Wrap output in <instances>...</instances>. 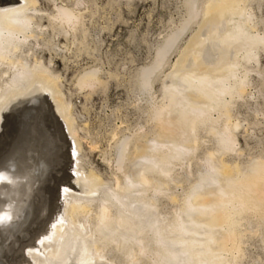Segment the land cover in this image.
Returning a JSON list of instances; mask_svg holds the SVG:
<instances>
[{
	"label": "bare ground",
	"instance_id": "bare-ground-1",
	"mask_svg": "<svg viewBox=\"0 0 264 264\" xmlns=\"http://www.w3.org/2000/svg\"><path fill=\"white\" fill-rule=\"evenodd\" d=\"M5 2L0 0V78L6 76L3 80L0 79V130L4 126L3 121H9L10 113L29 108L31 105L28 106V101L35 96H38L35 103L42 109H48V116L54 125H57L54 114L55 111L57 113V108L62 121L70 125V106L62 100L63 93L58 80L36 58L34 65L29 63V55L34 56L31 55L34 52L33 46L38 39H43L48 26L62 34L67 33L66 27L75 30L79 13L72 8L55 5V10L47 13L49 24L43 25L37 20L42 17L38 15L41 10L35 7L36 0H26V4L18 3L12 8H8ZM250 2L252 1L185 0L186 19L166 37L157 49L154 60L139 70L138 88L149 95L148 112L153 124L148 132L140 133L136 139L131 141L127 137L116 145V169L121 174L120 178L115 177L114 190L104 194L101 202H98L99 206L96 202L95 207L98 209L94 207V217L87 215L88 211L81 216L80 224L89 227V231L86 229L88 236L96 244L99 253L103 257L110 251L115 253L113 260L106 261V264H146L145 261L141 263L146 258L149 260L147 264H237L241 256L239 243L245 230L239 228L242 222L250 225L252 216L264 223V161H250L247 166L244 165L245 168L231 167L228 171L225 167L228 163L224 166V163L218 161L223 159L222 156L237 150L234 130L240 124L230 123L231 109L234 98L242 96L249 83V71L245 65L257 63L259 51L264 50V29L259 32L257 24L252 21L254 14L249 11ZM192 24L197 27L196 33L173 64L169 74L170 82L163 84L161 95L154 100L152 83L156 74L161 72L163 64H166L165 55L176 46L181 34ZM209 54L211 55L208 56ZM219 56L224 57L223 64L217 61ZM241 69L242 72L238 73ZM100 79L96 70H85L78 76L76 83L80 89H92L101 83ZM24 105L25 108L21 109ZM6 110H10L7 115ZM26 114L27 112L24 115ZM201 134L210 138L214 144L212 142V148L199 156L196 149H199L203 141ZM40 137L37 136L36 139L39 140ZM51 138L52 136L49 139ZM138 138L141 139L140 142ZM56 139L57 132L52 140ZM31 145L34 148L30 147V143H24L14 150L13 156L22 147L28 148L24 159L9 164L12 160L9 158L11 160L7 159L0 165V224L7 227L2 240L11 239V234L17 232L28 219L32 205L31 194L43 183L42 171L48 158L44 154L48 144L44 142L40 147L33 142ZM55 151L50 153L54 154ZM29 159L31 163L28 164ZM48 162L49 168L51 162ZM131 162L136 163L135 166L131 164L134 166L136 179L129 173ZM175 165L184 167L186 175L192 173L191 166L194 165L197 170L196 178L183 195L179 208L165 215L157 210L160 208L157 200L163 195L161 185L166 183L167 186L164 185L168 188L167 182ZM226 173L228 174L225 175ZM19 181L29 182L31 185L24 197L25 218L14 232L17 219L22 218L19 215L22 205L18 208V204L11 200L13 196L17 197V190L22 188V184L16 188ZM73 198L81 203H76ZM85 198L80 200L72 197L74 203L70 205L67 219L71 226L78 225L79 221L74 216L79 209L84 212L90 208L92 202ZM30 219L32 218L28 219L29 222L32 221ZM257 224L256 226L260 225ZM78 232L77 229L72 232L73 237L68 238L71 234L66 231L61 240L69 246L59 244V240L58 244L53 242L48 248L49 259H62L67 263L79 257L81 260L85 249L84 241L82 242L84 237L79 239L78 234L81 232ZM84 234L85 232L82 235ZM15 238L13 235V240L5 245L13 246ZM55 239L53 237L52 240ZM86 242L91 246V242ZM112 242L115 245L110 247ZM37 262L47 264L46 259L38 258Z\"/></svg>",
	"mask_w": 264,
	"mask_h": 264
},
{
	"label": "rangeland",
	"instance_id": "rangeland-1",
	"mask_svg": "<svg viewBox=\"0 0 264 264\" xmlns=\"http://www.w3.org/2000/svg\"><path fill=\"white\" fill-rule=\"evenodd\" d=\"M5 1L8 8H12L18 3L26 4V0ZM251 1L249 3L251 10L249 11L254 14L251 17L252 21L257 24L258 31L263 32L264 0ZM55 5L66 6L78 12L79 22L75 30L66 27V35L56 33L55 29L48 26L43 39H38L37 44H34V52L31 54L34 56L29 55V63L34 65L36 58L55 75L63 93L62 100L68 107L70 106L68 116L71 124L67 125L62 121L57 108V113L54 112L57 125H54L48 116V109H42L37 102L35 103L34 100L38 96L29 99L28 106L31 105L29 108L25 110L24 105L21 108L24 110L19 109L15 112L11 110L9 121H3L4 126L0 130V165L9 158L12 159H9L11 160L9 164L18 159H24L28 151L26 147H22L17 152L18 154L13 156L16 147L24 143H30V147L34 148L31 145L33 142L40 147L45 142L48 144V148L45 150L44 156L48 158L44 164V171H42L43 183L40 185L41 187L37 186L38 189L36 188L35 193L33 192L34 195L31 194L30 197V200L32 199L28 217V219L32 218L30 222L28 219L23 222L25 218L23 205L25 192L31 183L19 181L20 183L16 187L19 188L22 184V188L17 190L20 195L17 193L19 196H13L11 200L18 204V208L22 205L21 212H24L23 215L20 212L19 215L23 219H17L14 232L23 223L17 232L11 234L12 237L14 235V238L16 236L14 244L11 242L13 246L5 245L10 243L12 237L2 240L3 235L7 232V227L0 224V233L3 230L0 234V264H39L38 258L46 259L47 264H61L62 262L63 264H76V261H78L77 264H106L108 260L112 259V256L114 257L113 251V253L108 252L105 257L99 253L96 244L88 236L89 227L80 224L82 223L81 216L88 211L87 215L94 217L95 208L98 209L95 207L96 202L99 206L104 194L114 190L115 177L120 178L121 174L116 169V145L127 137L131 141L136 139L140 133L146 132L153 124L149 119L148 112L149 95L138 88L137 74L140 69L148 66L154 60L157 49L163 44L166 37L178 28L187 17L185 0H36L35 7L41 10L38 15L42 17L37 20L43 25H48L47 13H52L55 10ZM196 29V25H190L181 34L176 46L165 55L166 64H163L161 72L156 74L152 83L151 92L154 93V100L161 95L163 84L170 82L169 74L172 71V66L190 38L196 33ZM27 53L25 50L26 55H28ZM257 58V63L252 62L245 65L249 71V83L246 85L243 95L234 98V107L232 106L231 109L230 123L238 122L240 125L234 130L235 148L238 151L226 154L224 157L222 156L223 159L218 160L220 163H224L222 164L224 166L228 163L225 166L227 171L231 167L245 168L244 165L247 166L253 161L255 163L260 160L264 161V50L259 51ZM223 59V56H219L217 61L223 64ZM85 70H96L101 78V83L97 87L80 89L77 86V78ZM241 72L242 69L238 71V73ZM49 93L46 94L50 95ZM9 112L10 110H6L5 114L7 115ZM26 112L28 115H24ZM11 115H13L12 119ZM56 132L58 139L54 142L52 138L55 137ZM37 136H41L39 140L36 139ZM51 136L52 138L49 139ZM201 136L204 135L201 134ZM47 139H49V143H47ZM140 140L138 138L139 142ZM202 140L199 149L195 150L199 156L204 151L210 150L214 144L207 136ZM51 151H55V153L51 154ZM58 154L59 156H57ZM48 160L51 162L49 168ZM27 162L29 164L31 160L29 159ZM134 162H131L130 166L131 164L135 166ZM134 166L129 168V173H132L130 176L136 179L137 176L133 173ZM33 169L36 168L33 167ZM191 170L192 175H186L184 167L175 165L174 172H172L174 175L171 173L172 178L170 176L169 182H167L169 189H166V183L161 185L163 195L157 200V204L160 206L157 210H160L161 214L167 215L179 208L183 195L196 178L197 170L194 165L191 166ZM177 177L178 182H176ZM72 197H78L80 200L86 197L85 200L90 199L89 201L92 202L86 211L82 212L79 209L80 211L75 213L74 217L77 222L79 221L77 226H71L67 220L69 219L68 210L74 200L77 201L76 203H81L77 199L73 198L74 200H72ZM251 218L250 225L244 221L239 227L245 230L242 234L243 238H241L243 241L240 239L239 243L241 256L237 264H264V223L262 224L255 217L251 216ZM256 224L260 225L256 226ZM75 227L77 228L75 229ZM77 229L81 232L78 234L80 235L79 239L84 237L82 242L84 241L85 249H83L84 256L81 260L79 257L77 260L67 263L62 259L60 261L56 258L49 259L47 254L51 244L56 242L58 244L60 241L59 244L65 245L66 243L63 244L64 241L61 239H64L66 231L69 232V235L71 234L68 235V238H72V232ZM82 231L85 232L84 235H82ZM49 236H51L50 239H48ZM53 237L56 239L52 240ZM86 240L91 242L92 247L89 245L90 243L87 244ZM86 244L89 245V249ZM66 245L69 246V244ZM111 245L114 246L115 243L112 242L109 246L112 247ZM36 255H38L37 259ZM144 261L146 264L149 263L148 258L143 259L141 263Z\"/></svg>",
	"mask_w": 264,
	"mask_h": 264
}]
</instances>
